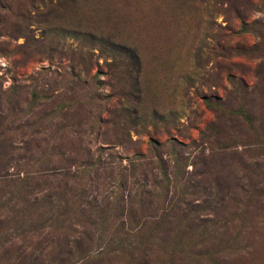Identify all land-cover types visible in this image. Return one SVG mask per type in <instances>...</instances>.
<instances>
[{"label": "rangeland", "instance_id": "obj_1", "mask_svg": "<svg viewBox=\"0 0 264 264\" xmlns=\"http://www.w3.org/2000/svg\"><path fill=\"white\" fill-rule=\"evenodd\" d=\"M13 10L25 20L12 27L30 33L0 26V88L24 89L19 118L35 124L16 139L54 140L71 173L107 153L142 157L122 193L149 192L143 233L180 244L162 247L166 259L155 248L149 264H264V0H16ZM32 154L7 172L38 183L59 169ZM112 167L82 176L87 201L117 190ZM20 243L0 250L4 264Z\"/></svg>", "mask_w": 264, "mask_h": 264}, {"label": "trees", "instance_id": "obj_2", "mask_svg": "<svg viewBox=\"0 0 264 264\" xmlns=\"http://www.w3.org/2000/svg\"><path fill=\"white\" fill-rule=\"evenodd\" d=\"M15 2L0 0V26L7 28L6 33L10 38L23 36L27 39L30 30L26 25H11L17 18L25 20L24 16H17L13 10ZM23 94L24 89L15 85L7 90L0 88V250L7 252L4 248H13L17 241L21 242L14 257L9 259L13 260L11 264H118L122 261L149 264V253L155 248L160 250L158 252L164 259L169 253L168 250L163 252L162 247L176 253L180 244L176 246L173 240L179 239L178 236L164 235L159 238L143 233L145 224L142 221L148 216L146 204L149 202L148 197L143 195L149 192L143 189L141 194L137 191L134 197L129 191L124 195L122 193L129 186V182L126 184L128 179H134L138 168L143 169L142 157L120 158L107 153L104 158L88 161L80 166V171L71 173L62 156L55 152L54 140L16 139L17 131L28 127L33 130L35 125H28L29 120L20 121L22 111L18 105ZM31 96L34 98L33 93ZM56 111L59 114L60 107ZM52 113L55 112L51 111L49 115ZM27 139L34 140V148L30 147L33 140ZM17 141L21 144L20 148L13 147ZM33 149L35 154L41 155L37 163L45 166L52 162L59 168L49 174V179L39 175L38 183H35L29 175L24 174L20 178L18 173L11 175L7 172L12 161H16L14 168H18L20 161L33 156ZM14 150H21L17 160ZM48 151H51L50 156ZM89 153L84 150L85 155ZM41 159L46 160L41 162ZM124 161L126 164H123ZM112 164L119 170L118 181H115L117 190L107 193L108 197L100 202H96L94 197L92 201H87L84 184H80L84 180L82 176L90 171L99 179L100 171L109 170L107 173H110ZM45 170L48 168L45 167ZM140 176L142 181L147 180L144 173L141 172ZM91 181L92 178H88V182ZM137 198L140 206L138 214H135ZM163 214L159 217L161 221ZM134 223L141 225L129 227ZM110 230L115 235H103ZM2 259L0 264H4Z\"/></svg>", "mask_w": 264, "mask_h": 264}]
</instances>
